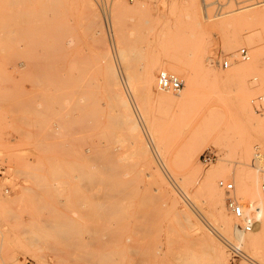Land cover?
Wrapping results in <instances>:
<instances>
[{
	"label": "rangeland",
	"instance_id": "374dc122",
	"mask_svg": "<svg viewBox=\"0 0 264 264\" xmlns=\"http://www.w3.org/2000/svg\"><path fill=\"white\" fill-rule=\"evenodd\" d=\"M254 58L244 82L223 77ZM166 68L181 71L173 102L154 98ZM262 74L264 0H0V264L12 249L19 264H264ZM187 154L213 175L190 179ZM228 183L255 222L237 258ZM26 227L36 246H17Z\"/></svg>",
	"mask_w": 264,
	"mask_h": 264
},
{
	"label": "bare ground",
	"instance_id": "6f19581e",
	"mask_svg": "<svg viewBox=\"0 0 264 264\" xmlns=\"http://www.w3.org/2000/svg\"><path fill=\"white\" fill-rule=\"evenodd\" d=\"M234 35V34H233ZM233 42V43H232ZM232 42L231 43H229L230 45H227L226 47H223V49H225L226 51H229L232 47V45L231 44H233V46L234 47H236V45H234L236 42H237V37H233V39H232ZM244 60H249V58H248V56L244 59ZM235 63V61H233V64ZM255 63V58L253 59V61H251V62H248V63H245V64H240L238 67H236V68H233L230 72H229V74L230 75H227V74H225L223 77L224 78H228V79H231L230 81H232V80H238V81H240V82H244V80H243V76L241 75L244 71H246V70H248V68L252 65V64H254ZM239 68V69H238ZM169 69V68H168ZM168 69L166 68L165 69V71H163V72H165V73H167L168 72ZM237 69H238V71H237ZM169 70H171L170 72H172V73H177V74H179V72H181V71H179V69H177V68H173V69H169ZM184 71V70H183ZM223 75V74H222ZM154 79V78H153ZM153 79H152V77L151 78H148V79H145V81L146 82H144V85H143V89H144V91L146 92V93H148V94H150L151 96H152V94H151V91H152V87H153ZM191 79H192V74H185L184 75V79H183V81H184V83H185V90H184V93H189L191 90H192V81H191ZM182 83V82H181ZM156 85H157V82H156ZM128 86V85H127ZM126 86V87H127ZM183 86V85H182ZM259 89H260V91H261V93H262V95L264 96V74H262L261 75V77H260V80H259ZM123 87V86H122ZM121 86H119L118 88H120L119 89V95H120V97H122V94H124V90H123V88H122ZM142 87V86H141ZM128 88V87H127ZM125 89V88H124ZM131 89V88H130ZM157 89H158V87H157ZM159 91H161L160 93H158L157 95H155L154 96V98H156L158 101H161V100H163V101H165V102H173V101H175L176 100V98L175 97H173V96H171V95H169V94H167V93H172V94H175V95H177V94H179L180 92H181V89L178 91V92H172V91H164V90H160V89H158ZM165 92H167V93H165ZM119 97V98H120ZM123 98V97H122ZM124 100H125V98H124ZM125 118V117H124ZM131 130V129H130ZM106 144V143H105ZM109 144V143H108ZM91 154V153H90ZM256 157L257 158H259L260 157V155L259 154H256ZM92 160V159H91ZM260 160V159H259ZM261 160H262V158H261ZM185 162L187 163V170H188V172H187V175H188V177L190 178V179H194L195 181H201V179L202 180H206V179H208V178H210L213 174V172L211 171V172H206V173H204L202 176L201 175H197L194 171H193V166L196 164V159L194 158V156L192 155V154H187L186 156H185ZM262 162V161H261ZM213 163V162H212ZM211 164V163H210ZM261 164V163H260ZM205 165V164H204ZM209 165V164H208ZM263 169V168H262ZM95 177V176H94ZM94 181V180H93ZM91 184V183H90ZM109 184V183H108ZM108 186V185H107ZM106 187V186H105ZM109 187H111L110 185H109ZM220 187H223V184H220ZM234 188V187H233ZM263 188V191H264V186L262 187ZM103 191H104V189H103ZM109 191V190H108ZM233 191H234V189L229 193V194H227L226 192V195L228 196V198H227V200L228 199H231V200H233V201H235L236 203H237V205H239L242 209H243V213H244V207L242 206V205H240L233 197H231L232 196V193H233ZM111 193V192H110ZM96 197V196H95ZM106 198V197H105ZM190 197L189 196H186V199H188V200H190L189 199ZM186 201V200H185ZM192 200H190V202H191ZM227 202V201H226ZM189 203V202H188ZM187 202H183V204H185L184 205V211H188V209H190V208H192L191 207V205L189 206V204H188ZM192 203V202H191ZM193 204V203H192ZM212 204H213V206H214V210H213V212L214 213H212V217L214 218V219H218V220H220L221 221V223H222V226L224 227V228H226V229H230L231 228V224L227 221V218H226V216H225V214H224V208H223V205H224V203L220 200V199H218V198H215V199H213V201H212ZM226 207H227V204H226ZM106 208V207H105ZM263 208H258L257 210H258V213H259V215L261 216L262 214H263V210H262ZM87 210H88V208H87ZM227 210H228V212L231 214V216L234 218V216H233V214L230 212V210L227 208ZM113 211V210H112ZM191 211V210H190ZM201 212V211H200ZM110 213V212H109ZM98 215V214H97ZM93 216V215H92ZM245 216H247V217H249V218H251L252 220H253V218L250 216V215H245ZM97 218V217H96ZM143 218V217H142ZM185 218V217H184ZM28 220H30V221H32L31 220V217L29 216V218H28ZM45 220V219H44ZM234 220L235 221H238L237 219H235L234 218ZM25 222V221H24ZM143 222V221H142ZM184 222H185V219H184ZM239 223H236L235 224V227H234V237H235V243H231V242H226V247H227V249H228V247H231V246H233V247H238L240 250H242L241 249V239H244V235L243 234H246V233H243L242 231H240L239 230V226L241 225V222L240 221H238ZM42 223V222H41ZM253 226H255V222H254V220H253ZM30 224H33V223H30ZM39 225V224H38ZM45 225V224H44ZM142 225V224H141ZM191 225V224H190ZM192 227H193V225H191ZM262 226H264V220L263 219H261L260 220V222H258V224H257V226H256V228H255V230H258V229H260V227H262ZM7 227V226H6ZM31 227H33V226H31ZM31 227H26V228H21V229H19V230H15L14 231V228H12V231L16 234L13 238H15V240L16 241H18V245L17 246H19V247H25V246H29V247H33V246H36L38 243H39V237L37 236V232H36V229L37 230H39L40 229V225H39V229L38 228H35V229H33V228H31ZM192 227H190V228H192ZM11 228H5V229H3V230H1L0 229V239H4V238H7L8 237V232H9V230H10ZM42 229H43V227H42ZM109 229V228H108ZM195 229V228H194ZM41 230V229H40ZM100 230V229H99ZM44 231V230H43ZM95 231V230H94ZM98 231V230H97ZM100 232V231H99ZM98 232V233H99ZM251 232V231H250ZM250 232H247V233H250ZM37 233V234H36ZM239 233H241L240 234V237H238L236 234H239ZM243 233V234H242ZM95 234V233H94ZM104 235V234H103ZM216 235L214 234V232L213 231H211V230H209V235H208V237L210 238V239H214V237H215ZM91 237V236H90ZM96 237V236H95ZM98 237V236H97ZM94 238V237H93ZM91 239V238H90ZM217 239V238H216ZM194 242V241H193ZM192 242V243H193ZM256 242H257V240L256 239H249L248 240V243L250 244V246L252 247V248H254L255 247V245H256ZM195 244V243H194ZM95 245V244H94ZM91 247V246H90ZM93 247V246H92ZM95 249V248H94ZM209 249V248H208ZM55 251H57L56 249H54ZM87 250V249H86ZM92 250H93V248H92ZM95 250H97V249H95ZM213 250V253H212V257H213V259H214V262L215 261H217V260H219L220 261V258H222V256H223V252L222 251H219L218 249H212ZM91 251V250H90ZM89 250H88V252H90ZM208 251V250H207ZM10 255H11V257L12 258H10V259H12V264H19V261H18V256H20L21 255V253L19 252V251H17V250H14V249H12V250H10ZM87 252V251H86ZM92 252V251H91ZM94 252V251H93ZM228 252H229V250H228ZM32 253V255L33 256H35L36 255V252H34V251H32L31 252ZM54 253V252H53ZM96 253V252H95ZM94 253V255H97L98 253H96L95 254ZM208 253H209V251H208ZM61 254V253H60ZM191 254V253H190ZM204 254V253H203ZM90 255V254H89ZM91 255H93V254H91ZM91 255H90V257H91ZM88 256V255H87ZM104 256V255H103ZM211 256V255H210ZM89 257V256H88ZM96 257V256H95ZM95 257H93V258H95ZM98 257V256H97ZM96 257V258H97ZM249 257V256H248ZM93 258H92V261H93ZM101 258V257H100ZM99 258V259H100ZM250 258V257H249ZM98 259V260H99ZM251 259V258H250ZM89 261L91 260L90 258L88 259ZM95 260V259H94ZM97 260V259H96ZM95 260V261H96ZM212 260V259H211ZM252 260V259H251ZM91 261V262H92ZM225 261H226V259H225ZM92 263H94V261L92 262ZM249 263H251L252 264V261L251 262H249ZM222 264H225V263H222ZM227 264H228V262H227Z\"/></svg>",
	"mask_w": 264,
	"mask_h": 264
},
{
	"label": "built area",
	"instance_id": "2783aa9c",
	"mask_svg": "<svg viewBox=\"0 0 264 264\" xmlns=\"http://www.w3.org/2000/svg\"><path fill=\"white\" fill-rule=\"evenodd\" d=\"M240 56L242 59H245L247 57V51L245 49H242L240 51ZM229 62L222 61L221 67L223 69H227L229 67ZM157 87L160 90L164 91H172V92H178L182 88L181 81L173 74L160 72L157 75ZM200 160L203 164L208 165L216 160V154L212 151L204 152L200 156ZM254 163V160H253ZM224 191L229 194L234 188L232 183H228L227 185H224ZM227 208L230 210V212L233 214L234 218L241 222V225L239 226V230L243 233H247L252 231L253 229V220L243 213V209L237 205V203L231 199L227 200ZM228 250L230 254L233 255V258H237L238 255H240L241 250L238 247H228ZM232 259V257H231ZM231 264V263H230ZM234 264V263H232Z\"/></svg>",
	"mask_w": 264,
	"mask_h": 264
}]
</instances>
